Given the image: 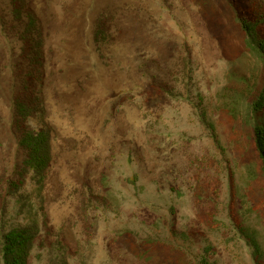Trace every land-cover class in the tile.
<instances>
[{"label":"rangeland","instance_id":"374dc122","mask_svg":"<svg viewBox=\"0 0 264 264\" xmlns=\"http://www.w3.org/2000/svg\"><path fill=\"white\" fill-rule=\"evenodd\" d=\"M242 3L264 10V0H0V227L39 223L30 264H55L56 246L69 264H140L110 245L127 232L253 264L223 226L229 206L246 220L257 198L244 116L264 71L222 11L235 18ZM22 123L50 135L43 185L24 172Z\"/></svg>","mask_w":264,"mask_h":264},{"label":"trees","instance_id":"16d2710c","mask_svg":"<svg viewBox=\"0 0 264 264\" xmlns=\"http://www.w3.org/2000/svg\"><path fill=\"white\" fill-rule=\"evenodd\" d=\"M248 3L238 4L233 8L236 17L229 8H223L227 20L231 24H237L244 35L245 49L264 71V10L254 5L249 9ZM18 10V9H15ZM18 11H15L17 13ZM19 13V12H18ZM34 23V20H31ZM17 115L23 122H26L29 107L22 103L15 104ZM245 124L252 129L251 151L254 156V163L258 172L254 171L255 166L249 167L248 179H256L257 185L254 190V210L247 208L246 220L243 219L234 206H229V225H223L234 235L232 241L243 242L249 250L253 264H264V79L260 93L250 106L249 114L244 116ZM26 127L24 123L21 124ZM20 147L25 152L23 162L24 172L29 173L31 179L39 185H43L46 179V172L52 163V149L50 135L45 130H34L28 127L21 130L19 141ZM231 180L230 190L238 192V186L232 171L228 175ZM230 185V184H229ZM235 205V204H233ZM254 212L255 225L250 220ZM256 221L259 224H256ZM211 223H214L212 220ZM217 223V222H216ZM220 225V224H217ZM261 225V230L257 227ZM220 231L219 226L213 228ZM174 236L181 241L187 238L184 233H178L173 229ZM40 235L39 223L34 221L26 226L9 228L7 231L0 227V264H30L31 255L36 247ZM190 236H194L190 234ZM121 245L124 250L131 254L140 264H219L216 256V247L212 244H204L202 248H185L173 242L155 238H141L133 233L127 232L117 235L111 240V247ZM226 243H231L226 240ZM51 257L55 264H69L64 251L57 246L52 249Z\"/></svg>","mask_w":264,"mask_h":264}]
</instances>
